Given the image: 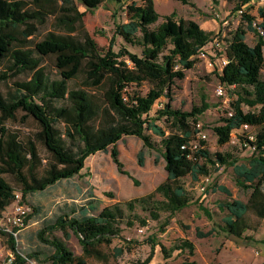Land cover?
<instances>
[{
  "label": "trees",
  "instance_id": "16d2710c",
  "mask_svg": "<svg viewBox=\"0 0 264 264\" xmlns=\"http://www.w3.org/2000/svg\"><path fill=\"white\" fill-rule=\"evenodd\" d=\"M176 1L191 4L189 0ZM239 1L237 9L242 11L244 21L220 40L226 42L228 64L218 65L216 75L229 90L231 100L222 124L214 131L221 145L227 144L234 133L240 135L251 151L244 160L228 153L213 155L206 149V141L199 137V122L210 108L209 103L204 100L189 111L171 103L176 81L184 79L186 70L194 68L196 57L207 53L206 46L214 43L213 32L204 30L197 21L178 19L172 13L159 22L161 15L153 0H142V4L129 6V19L117 25L105 51L85 27V13L78 0H0V85L19 74L31 73L27 79L14 81V88L7 93L0 88V217L14 202L16 192H21L25 201L32 193L75 178L88 157L110 147L119 171L130 175L117 147L124 136L140 138L144 147L158 151L166 162L167 178L154 191L115 202L96 215L80 219L61 215L41 229L39 239L54 248L52 264L116 262L131 251L133 241L123 236L125 226L139 222L145 227L149 218L159 220L163 212L168 213L167 225L173 215L193 203L211 219L212 212L202 202H196L184 178L189 176L196 183L210 177L212 171L229 166L236 185L249 197L246 201L233 198L227 186L214 183L212 192L229 196L218 202L223 217L214 221L208 231L197 227L196 235L205 238L224 234L244 244L260 242L252 233L257 231V225L250 215L264 221V38L260 34V29H264V3L258 9V17H254L246 14L243 7L251 0ZM50 19L54 29L39 38L41 27ZM249 31L257 37L254 44L247 42ZM118 36L125 45L115 50ZM128 46L137 47L140 52L131 51ZM212 48L219 49L214 45ZM46 57L52 58L57 77L46 71ZM75 80H80V85L71 87L70 82ZM145 82L151 87L142 94L137 88ZM162 97L168 101L151 116ZM245 106L249 109L245 110ZM19 111L38 124L32 139L21 140L6 126ZM59 123L63 131L58 129ZM37 143L46 148L47 160L41 156ZM139 162L144 163L143 151ZM7 177L18 185V191ZM138 207L149 218L136 214ZM29 218L30 215L27 223ZM56 230L64 234L65 240L74 233L82 254H75L65 240L54 237ZM0 235L7 238L4 243L14 247L9 235L1 230ZM117 238L121 245H113ZM145 242L153 251L145 260L131 264H149L157 245L166 259L175 251H189L190 255L196 251L194 242L187 238L171 247L157 242L155 236ZM20 261L25 260L17 257L12 264ZM181 264L196 262L187 259Z\"/></svg>",
  "mask_w": 264,
  "mask_h": 264
},
{
  "label": "rangeland",
  "instance_id": "374dc122",
  "mask_svg": "<svg viewBox=\"0 0 264 264\" xmlns=\"http://www.w3.org/2000/svg\"><path fill=\"white\" fill-rule=\"evenodd\" d=\"M189 1L191 4H183L176 0H153L156 12L161 15L159 22L163 21L165 15L175 13L176 18L193 19L204 30L213 32L214 43L206 46L207 53L198 55L194 68L186 70L185 78L176 81L173 86L171 103L175 108L185 111L191 110L194 105H202L204 100L209 103L210 108L201 115L199 122L201 128L199 137L206 141V149L213 155L228 153L244 160L251 151L245 147L244 140L241 139L240 135L234 133L227 144L221 145L218 143V136L214 131V127L222 124L221 120L230 105L226 106L223 97L218 94L219 87L223 84L217 77L216 71L218 65L221 67L219 56L225 55L224 48L227 46L225 41L220 40L229 36L227 32L235 30L244 21L243 14L237 9L240 1ZM134 3L142 4V0H123L121 3H115L112 0H78L80 10L85 13V27L103 50L109 49L117 25L129 19L131 15L129 6ZM263 3V0H251L250 3L243 6L245 13L258 17V9ZM51 29H54L52 19L41 27L39 38ZM256 38V35L249 31L247 42L254 44ZM123 45H125L124 40L118 36L114 49L118 50ZM213 45L219 49L213 50ZM128 48L131 51L140 52L137 47L128 46ZM219 50L222 52L221 55L218 53ZM44 65L47 72L53 77H57L58 73L52 58L46 57ZM30 76L31 73L27 72L19 74L9 81L3 82L0 88L4 93H7L8 90L14 88V81L24 80ZM79 85L80 80L70 82L71 87ZM150 87L151 85L145 82L137 89L145 94ZM226 92L229 95L228 89ZM167 101V98L162 97L155 104L150 113L151 116H154L155 111ZM244 109L248 110L249 108L245 106ZM159 123L164 125L163 121H159ZM6 126L11 131L18 133L21 140L24 141L32 139L38 129L36 121L31 117H25L22 111L17 113L15 119L8 120ZM57 127L63 131L62 124H57ZM37 145L41 156L47 160L46 148L41 143H37ZM117 147L120 151V159L124 163V169L130 175L119 171L113 160L112 148L110 147L107 151L91 155L87 160L85 173L81 176L61 180L43 191L30 194L23 201L31 210L28 225L21 235L22 250L25 254L31 255L36 262L20 261L18 264H52L50 256L53 254L54 248L42 242L38 237V232L53 224L59 216L67 214L80 219L89 215H96L114 202L146 195L166 180L168 173L165 169V159L158 151L144 147L140 138L124 136L117 143ZM141 151L144 153L143 165L139 162ZM7 179L18 191V185L13 179L10 177ZM184 182L196 202H202V205L212 212L213 217L208 218L204 211L196 203H193L173 215L166 225L169 218L168 213L163 212L159 220H153L148 217L147 212L138 207L135 210L136 214L148 217V225L143 227L139 225V222H135L131 227L123 225L125 226L123 236L133 241L131 251L126 252L111 264H131L138 259L145 260L153 251L151 246L145 242L149 236H155V240L166 247H171L183 238L191 240L196 245L194 255H190L189 251L181 253L175 251L169 259L163 256L160 245H157L149 264H181L187 259L195 261L196 264H264V242L261 241L264 238V221L254 215H250V218L257 225V231L252 233L260 240L258 243L244 244L242 241L228 238L224 234L205 238H199L196 235L197 227L208 231L212 228L214 221H221L223 217L219 211L218 202L227 199L229 196L220 191L212 192L210 188L214 183L227 186L232 191L233 198L245 201L248 199L249 193L240 189L235 183L233 168L231 166L221 167L218 172L212 171L206 191L201 189L202 185L206 184L203 179L195 183L188 176L184 178ZM12 209L9 206L7 210ZM134 218L132 215L131 219ZM52 234L54 237L65 240L64 234L59 230ZM3 240L6 241L7 238ZM65 241L75 254H82L79 238L74 233H71V238ZM121 244L120 238L114 240L113 245ZM104 249L107 250L106 247ZM6 261L5 257L0 256V264H9Z\"/></svg>",
  "mask_w": 264,
  "mask_h": 264
},
{
  "label": "built area",
  "instance_id": "2783aa9c",
  "mask_svg": "<svg viewBox=\"0 0 264 264\" xmlns=\"http://www.w3.org/2000/svg\"><path fill=\"white\" fill-rule=\"evenodd\" d=\"M240 11V10H239ZM242 13V11H240ZM260 34L264 38V29H260ZM220 45V43L218 42ZM216 46H218L216 44ZM221 66L228 64V58L226 55L220 56ZM213 64L212 62L210 63ZM226 86L221 85L218 90V94L223 97V102L227 106L230 104V97L227 95ZM206 184H203L201 189L202 191H206L207 184L209 181V177L205 179ZM13 209L6 210L0 217V230L4 234L9 235L8 238H12L14 247H10L8 243L3 242V237L0 235V256L5 257L7 259L6 263L12 264L17 257H21L25 261L35 263L34 259L28 257L22 250L21 241L22 231L28 225L27 216L30 213V207L23 203V196L21 192L15 193V200L10 205ZM9 208V207H8Z\"/></svg>",
  "mask_w": 264,
  "mask_h": 264
},
{
  "label": "crops",
  "instance_id": "0c3cea01",
  "mask_svg": "<svg viewBox=\"0 0 264 264\" xmlns=\"http://www.w3.org/2000/svg\"><path fill=\"white\" fill-rule=\"evenodd\" d=\"M248 34H249V32H248ZM248 34H247V36H248ZM255 43V42H254ZM100 152H102V151H100ZM100 152H97V153H100ZM96 153V154H97ZM96 154H94V155H96ZM89 158V157H88ZM88 158H87V160H88ZM87 160H86V163H87ZM86 163H85V167L81 170V172H80V174L79 175H77L76 177H79V176H81L83 173H85V169H86ZM119 201H121V200H119ZM124 201V200H123ZM118 202V201H117ZM115 203V202H114ZM113 204V203H112ZM109 206V205H108Z\"/></svg>",
  "mask_w": 264,
  "mask_h": 264
}]
</instances>
